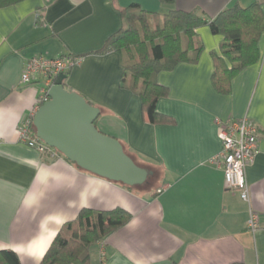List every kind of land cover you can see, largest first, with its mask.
<instances>
[{
    "label": "crops",
    "instance_id": "1",
    "mask_svg": "<svg viewBox=\"0 0 264 264\" xmlns=\"http://www.w3.org/2000/svg\"><path fill=\"white\" fill-rule=\"evenodd\" d=\"M255 1L23 0L0 8V249L16 252L20 264H39L60 226L80 209L122 208L131 218L102 240L106 264H264V31L258 60L220 92L211 79L223 36L208 25L196 29L198 60L157 75L168 94L155 109L171 116L172 124L143 119L138 95L122 86L117 53L89 54L125 27L120 11L131 3L159 14L198 10L213 18ZM260 6L264 13V0ZM36 54L83 57L65 88L99 107L96 126L102 133L160 173L152 186L129 188L18 138V127L39 106V83L20 80L25 62ZM230 117H247L256 127V153L246 167L250 205L259 214L254 231L247 227L248 204L225 188L222 169L211 161L221 149L215 120ZM95 248L90 262L100 264L99 243Z\"/></svg>",
    "mask_w": 264,
    "mask_h": 264
},
{
    "label": "trees",
    "instance_id": "2",
    "mask_svg": "<svg viewBox=\"0 0 264 264\" xmlns=\"http://www.w3.org/2000/svg\"><path fill=\"white\" fill-rule=\"evenodd\" d=\"M21 1L23 0H0V8ZM160 1L169 4L174 2ZM261 2L262 0H257L246 7L234 5L221 10L213 18L205 17L198 10L172 9L159 14L146 11L137 3H131L120 11L125 27L114 32L100 48L89 54L117 53L119 65L123 69L122 86L138 95L143 119L151 124H172L174 119L171 116L155 109L157 100L168 94L167 87L157 81L158 73L170 71L180 62H196L202 50L196 29L208 25L213 33L223 36L219 45L221 56L213 53L214 71L211 81L218 91H228L230 79L259 58L257 40L264 31ZM224 59L229 62V66ZM65 85L63 81V86ZM32 129L34 130L33 126ZM119 142L137 165L153 172L144 183L125 186L150 187L157 176L156 170L137 162L132 150L122 141ZM130 218V212L122 208L80 209L74 219L60 226L39 264H91V246L123 227ZM0 264H20V260L13 250L0 249Z\"/></svg>",
    "mask_w": 264,
    "mask_h": 264
},
{
    "label": "water",
    "instance_id": "3",
    "mask_svg": "<svg viewBox=\"0 0 264 264\" xmlns=\"http://www.w3.org/2000/svg\"><path fill=\"white\" fill-rule=\"evenodd\" d=\"M65 78L63 74L56 77L48 99L34 112L36 136L82 170L127 186L144 183L152 171L137 165L116 138L97 128L99 107L68 91L63 86Z\"/></svg>",
    "mask_w": 264,
    "mask_h": 264
},
{
    "label": "built area",
    "instance_id": "4",
    "mask_svg": "<svg viewBox=\"0 0 264 264\" xmlns=\"http://www.w3.org/2000/svg\"><path fill=\"white\" fill-rule=\"evenodd\" d=\"M83 57L75 54H63L47 57L36 54L27 59L22 69L20 80L23 83H39L37 101L41 105L48 99L47 91L56 77L67 73L79 65ZM65 80V79H64ZM32 116L23 120L18 127V138L37 151L54 156L56 149L40 140L32 129ZM220 151L211 158L222 169L226 189L236 190L240 198L248 204L247 227L254 231L259 225V214L250 205L249 188L246 180V167L254 159L257 148L256 127L247 117L216 119ZM99 263L106 264L103 242H99Z\"/></svg>",
    "mask_w": 264,
    "mask_h": 264
},
{
    "label": "rangeland",
    "instance_id": "5",
    "mask_svg": "<svg viewBox=\"0 0 264 264\" xmlns=\"http://www.w3.org/2000/svg\"><path fill=\"white\" fill-rule=\"evenodd\" d=\"M126 25V24H125ZM154 25V24H153ZM157 172V171H156ZM159 172V171H158ZM157 174H160V173H157ZM153 183L150 184V186H152ZM138 188H141L140 186H138ZM95 252H96V248H95V245H92L91 246V257H93L95 255Z\"/></svg>",
    "mask_w": 264,
    "mask_h": 264
}]
</instances>
